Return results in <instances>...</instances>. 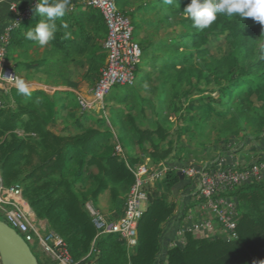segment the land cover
Wrapping results in <instances>:
<instances>
[{
    "label": "trees",
    "instance_id": "16d2710c",
    "mask_svg": "<svg viewBox=\"0 0 264 264\" xmlns=\"http://www.w3.org/2000/svg\"><path fill=\"white\" fill-rule=\"evenodd\" d=\"M129 0H118L128 4ZM157 8L168 11L164 19L180 21L186 31L158 42L148 38L141 43L144 51L143 63L138 70L137 83L145 85L151 80L152 71L157 69V78L170 99L161 100L160 120L156 130L140 128L131 118L121 124L119 138L126 144L130 138L139 137L150 141L153 146L151 156L157 161L169 157L173 148L161 150V141L173 129V114L188 120L182 98L188 93H203L207 86L216 83L220 86V99L210 96L221 109L212 122H197L192 118L187 131L198 130L205 135L206 129L218 128L224 135L239 137L247 126L254 129L257 137L264 133V111L256 106L241 103V96L250 86L264 82V25L253 18L240 20L218 14L217 20L207 29L199 31L192 21L185 17L183 9L190 0H174L168 5L164 0H155ZM68 6L62 18L67 22L71 38L64 39L60 29L49 44L59 56L51 62L54 67L64 65L69 53L77 52L75 63L87 62L86 74L95 86L105 64L107 52L103 41L108 28L102 13L93 6L76 3ZM141 0L136 8L125 10L135 26V36L141 22L137 14L148 6ZM40 19L32 7V15L21 21L12 32L7 56L16 48H30L37 45L25 38L29 27H34ZM62 21L57 20L59 25ZM212 35H224L231 50L228 54L216 57L207 43ZM59 57V58H58ZM198 57L199 61L194 62ZM45 58L32 63L19 62L22 66L38 67L47 65ZM18 64L13 66L20 73ZM133 84V85H135ZM133 85H116L126 89L127 94L119 99H127ZM154 88V85L151 86ZM61 92V93H60ZM63 93V94H62ZM69 90L48 93L44 89L31 91V96L17 93L16 87L0 91V168L4 184L15 180L24 183V192L39 216L48 217L54 229L64 237L69 250L79 264H158L164 234L163 224L176 213L178 203L171 199L173 187L179 183V171L169 169L165 177L148 187L147 208L139 222L138 244L132 251L113 233L100 234L85 201H98L103 191L109 190L113 215L110 221L124 214L127 196L135 182L132 167L141 158L128 154L121 156L111 143L114 132L104 128L105 118H96L98 126L85 125L87 112L76 114L72 126L79 131L73 134H57L49 127L59 116L58 100L66 98ZM112 93V91H111ZM110 95V94H109ZM108 95V96H109ZM107 96V97H108ZM121 100V101H122ZM163 109L167 111L163 112ZM22 128L26 134L16 129ZM178 132L183 133L180 128ZM158 134L154 139L153 135ZM186 133V132H185ZM184 152H174L173 156L184 159L188 154L198 155V150L180 146ZM264 161V154L251 162ZM88 165H96L97 173L89 171ZM88 173L93 185L86 192H80L76 183ZM234 195L239 201L241 214L238 222L239 238L225 241L186 234L187 242L167 250L166 264H264V180L246 182L235 188ZM39 260V259H38ZM39 262L42 263L40 260ZM46 262L56 264L50 258ZM0 264H4L0 258ZM47 264V263H46Z\"/></svg>",
    "mask_w": 264,
    "mask_h": 264
},
{
    "label": "rangeland",
    "instance_id": "374dc122",
    "mask_svg": "<svg viewBox=\"0 0 264 264\" xmlns=\"http://www.w3.org/2000/svg\"><path fill=\"white\" fill-rule=\"evenodd\" d=\"M145 1L148 2L149 5L137 14L139 22H141V26L136 31V39L139 42L143 43L144 40L148 38L158 42L161 39H169L186 31L184 25L180 21L172 18L164 19L165 14L168 12L166 8H157L155 0ZM140 3L141 0H129L128 4L125 5L121 3L120 6L125 10H131V8H136ZM127 6H129L128 9H126ZM207 46L216 57L228 54L231 50L224 35H212ZM10 54V57H6L7 66L4 72L5 75L10 76L11 74H15L18 78L25 79L30 85L31 91L40 88L46 90L50 94H54V91H62V88L65 86L71 87V90H69L70 93L66 98L64 96V98L58 100L59 116L48 125L53 132L65 135L79 131L72 126L74 119V116L71 114L72 112L76 114L87 112L89 116L86 118L84 117V120L86 123L85 125L88 126H98L96 118L103 117L105 118V123H103L105 125H103V127L110 128L114 132L111 143L115 146L116 152L123 157H127L128 154H131L141 158V161L136 163L133 167L147 161L152 166L158 165L161 161H166L169 166L176 169L177 167L180 168L189 163H202V161L211 163L223 153L228 154L231 156V159L233 158L238 163L245 165L251 163V160L257 159L261 154H264V133L261 134L260 137H257L254 129L249 126L241 131L239 137L224 135L218 128L208 127L205 135L198 134V130L193 128L187 131V125L192 118H196L194 120L196 123L192 124L196 126L199 121L212 122V120L218 116L221 107L218 103H214L210 100V96L218 99L221 97L220 88L222 86L216 83L209 84L206 91L203 93H188L182 98L185 107L184 110L189 114L188 120L183 118L180 119L176 114L171 115L170 119L173 121V129L168 133V136L161 141L160 146L161 150L170 147L173 148V153L169 157L157 161L150 154L151 151H153V146L150 141H144L139 137H132L124 145L119 139L122 135L120 129L121 124L123 122H128L129 128L132 127V117L135 125L143 129L148 128L150 130H156L158 125L162 124L160 120L161 108L158 106V103L161 100L166 101L170 99V93L164 92L163 86L157 78V69L152 71L151 80L148 83L145 85L137 83L131 87L129 98L124 100L119 99L124 97L128 92L122 87L118 89L114 87L112 93L106 97L102 104L97 105L95 108L84 109L80 104V97L89 98L95 86L89 82V75L86 74L88 67L87 62L80 64L72 61L78 58L79 55L77 52H70L68 58L71 56L72 60L70 61L68 59L64 65L59 67H54V64L51 63L54 58L59 55L54 52V49L49 43L45 46H39L37 44L30 48H16L11 51ZM39 58L47 59V65L29 67L18 64L19 62H24L26 64L32 63L35 59ZM198 61L199 58L196 57L194 62ZM15 64L19 65L18 69H20V73H14V69L11 71L8 70V67H13ZM152 85H154V88L151 87ZM12 86H15V84L7 85L4 81H0V91L9 90ZM239 101L250 106H256L264 111V82H259L253 87L250 86L249 91L244 93ZM162 111L165 112L167 109H163ZM178 128L184 132H178ZM16 131L23 135L26 134L22 128H18ZM153 138L157 139L158 134H154ZM181 145H184L186 148L198 150V155L189 153L184 159L174 157V152H180V154L184 153L180 149ZM118 146H121V152L118 151ZM91 166H94V168L97 167L96 165H88L87 168L89 171L97 173V168L95 172ZM0 177H2L1 168ZM16 183L22 184V203L25 207L29 208L33 223L41 233L53 239L54 234L64 238L54 229L48 217L39 216L37 214L36 209L32 206L30 199L24 192V183H22L21 180H15L11 184L5 185L11 187ZM92 185L93 182L90 175L84 172L82 178L75 186L80 192H86ZM184 188L185 186L183 183L180 190L184 192ZM178 194L172 192L171 197L173 201L174 198L179 196ZM100 198V201L98 200L97 202L90 198L86 200V208H88V210H100L108 218V212L113 215V209L107 211L110 205V192L103 191L100 194ZM11 209L12 205L0 203V217L6 219L7 213ZM29 245L42 263L50 264L46 262L47 259H53L43 250L37 238L33 242H30ZM0 258L2 259L1 253Z\"/></svg>",
    "mask_w": 264,
    "mask_h": 264
},
{
    "label": "built area",
    "instance_id": "2783aa9c",
    "mask_svg": "<svg viewBox=\"0 0 264 264\" xmlns=\"http://www.w3.org/2000/svg\"><path fill=\"white\" fill-rule=\"evenodd\" d=\"M10 3L13 19L5 26L0 44V81L7 85L15 84V74L5 75L6 57L12 32L24 19L32 15L31 5L20 9L15 0H2ZM83 4L97 8L103 15L108 35L104 42L107 52L105 64L102 66L100 78L89 98L80 97L84 109H91L102 104L116 85H133L137 82L138 70L143 63L144 51L136 39L135 26L131 17L118 5V0H81ZM16 5L15 9L11 6ZM1 105V103H0ZM121 152V146H118ZM176 167V166H175ZM166 161L158 165L149 162L132 168L135 182L128 196L124 214L110 221L100 210L90 209L100 234L113 233L132 251L138 244V227L147 208L148 187L162 180L167 171L172 169ZM184 174V194L179 217L174 229L163 234L164 247L159 253V263L166 264L167 250L174 246H184L188 232L198 237L222 239L225 241L239 238L238 222L241 214L239 201L233 194L236 187L254 180H264V161L242 165L228 154L218 156L213 162L202 161L189 163L176 168ZM0 177V203L12 205L4 219L14 227L25 240L30 243L36 238L43 250L51 256L56 264H79L72 256L66 240L54 234V239L42 234L33 223L29 208L21 200L23 186L21 183L7 187ZM86 264H96L88 262Z\"/></svg>",
    "mask_w": 264,
    "mask_h": 264
},
{
    "label": "clouds",
    "instance_id": "9594fccd",
    "mask_svg": "<svg viewBox=\"0 0 264 264\" xmlns=\"http://www.w3.org/2000/svg\"><path fill=\"white\" fill-rule=\"evenodd\" d=\"M70 2L71 0H37L35 12L40 19L34 27H29L25 38L39 46H45L55 38L60 29H65L64 39L71 38V32L67 31L68 24L62 20ZM164 2L171 5L174 0H164ZM16 5L11 8L15 9ZM182 12L199 31L209 28L217 20L218 14L229 18L238 17L241 21L250 17L264 25V0H190ZM57 20L62 22L58 25ZM15 87L18 94L31 96L30 86L25 79L17 78Z\"/></svg>",
    "mask_w": 264,
    "mask_h": 264
},
{
    "label": "water",
    "instance_id": "95a60500",
    "mask_svg": "<svg viewBox=\"0 0 264 264\" xmlns=\"http://www.w3.org/2000/svg\"><path fill=\"white\" fill-rule=\"evenodd\" d=\"M181 179L184 174L179 171ZM0 253L4 264H41L29 243L0 217Z\"/></svg>",
    "mask_w": 264,
    "mask_h": 264
},
{
    "label": "crops",
    "instance_id": "0c3cea01",
    "mask_svg": "<svg viewBox=\"0 0 264 264\" xmlns=\"http://www.w3.org/2000/svg\"><path fill=\"white\" fill-rule=\"evenodd\" d=\"M15 1L17 2V4H18L20 9H24V8L30 6L33 0H15ZM80 2L83 3L81 0H71L70 7L74 9V7L76 6L75 4L76 3H80ZM9 5H10V3L8 1L0 2V44H1V35H2L3 31H4L5 26L14 17V14L10 10V6ZM83 5L85 6V4H83ZM128 8H129V6L126 7V9H128ZM105 40H106V38L103 41V46H104ZM8 70H10V71L13 70V67H10V68L8 67ZM14 73H16V72L14 71ZM62 89L64 91L65 90H71V87H66L65 86ZM91 167L94 169L95 172L98 170L97 167H96L97 170H96V168H94V166H91ZM183 183H185V182L181 180L179 183H177L173 187V193L174 194H178L179 193L178 194L179 196L174 198V201L178 203V209L180 208V203L182 202L183 197L185 196V195H183L184 194L183 190H180V187L182 186ZM106 192H109V190H106ZM99 199H101V198L99 197ZM171 199H173V198L171 197ZM111 207H112V204H111V198H110V205H109V208L107 209V211H111L112 210ZM107 215L109 216L110 213L108 212ZM178 217H179V214L176 211V213H174V215L172 217H170V219L163 224L164 232L167 231V230H171V229L175 228V226L177 225ZM164 245H165V241H164V239H162V247H164Z\"/></svg>",
    "mask_w": 264,
    "mask_h": 264
}]
</instances>
